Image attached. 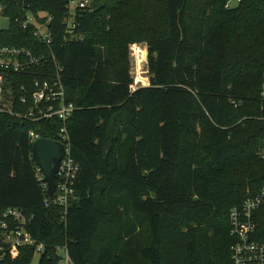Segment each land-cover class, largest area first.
<instances>
[{"label": "trees", "instance_id": "1", "mask_svg": "<svg viewBox=\"0 0 264 264\" xmlns=\"http://www.w3.org/2000/svg\"><path fill=\"white\" fill-rule=\"evenodd\" d=\"M232 1L93 0L75 16L77 40L70 0H0V50L42 59L11 75L13 114L0 111V212L33 219L40 264H59L58 247L74 264H232L231 211L264 187V0ZM28 14L50 21V47L23 28ZM136 44L150 86L134 91ZM58 67L77 111L66 125L20 118L36 108L35 80ZM64 126L79 166L67 210L47 207L30 138L60 141ZM255 216L264 242V208Z\"/></svg>", "mask_w": 264, "mask_h": 264}, {"label": "built area", "instance_id": "2", "mask_svg": "<svg viewBox=\"0 0 264 264\" xmlns=\"http://www.w3.org/2000/svg\"><path fill=\"white\" fill-rule=\"evenodd\" d=\"M240 3L241 0H238ZM68 9L70 17L66 19L67 33L72 39H79L74 35L76 29L75 19L78 11L93 12V0H70ZM230 10L231 2L226 6ZM50 21L40 24L35 17L28 14L22 24L24 29L33 27L36 37L47 46H51L52 39L49 29ZM42 59L36 57L30 51L16 49L0 50V111L13 114V82L11 75H28L34 66H40ZM35 91L32 94L36 108L29 113L19 115L20 118L29 122H42L59 120L66 125L68 120L77 111L73 103L67 99L66 88L60 76V68L55 73H42L34 82ZM133 90H137L133 86ZM264 101V85L261 93ZM23 103L26 100L23 99ZM61 140L57 141L65 146L66 153L62 160L57 176V190L52 198H48L46 205L51 203L67 210L70 198L74 194L75 180L79 172V166L71 156V145L66 126L60 132ZM31 143L34 145L42 139L40 135L32 132ZM37 178L42 182L44 192L48 196V185L45 182L43 171L35 165ZM264 208V187L253 197L244 201L241 207L234 208L230 214L231 235L236 239L232 247V264H264V242L254 239L257 234L258 223L255 213ZM32 218L18 209H8L0 212V264H5L10 257H19L25 249H36V255L42 256L46 252L44 244L39 243L33 236L30 226ZM61 256L59 264H74L71 260L67 247H58Z\"/></svg>", "mask_w": 264, "mask_h": 264}, {"label": "water", "instance_id": "3", "mask_svg": "<svg viewBox=\"0 0 264 264\" xmlns=\"http://www.w3.org/2000/svg\"><path fill=\"white\" fill-rule=\"evenodd\" d=\"M149 53L147 52V58ZM65 146L56 141L40 139L33 145V160L45 175V182L48 185V198L56 193L57 176L65 157Z\"/></svg>", "mask_w": 264, "mask_h": 264}, {"label": "rangeland", "instance_id": "4", "mask_svg": "<svg viewBox=\"0 0 264 264\" xmlns=\"http://www.w3.org/2000/svg\"><path fill=\"white\" fill-rule=\"evenodd\" d=\"M238 5V0H233L231 2L232 8H236ZM9 27L10 20L0 11V30H7ZM147 52L148 48L145 44H136L131 47V72L135 81L134 87L137 89L150 86L148 58L144 57V54L147 56ZM40 261L41 255H36L32 264H40Z\"/></svg>", "mask_w": 264, "mask_h": 264}]
</instances>
